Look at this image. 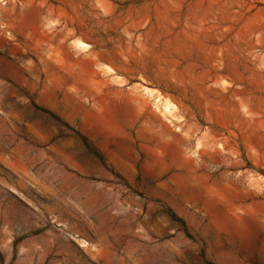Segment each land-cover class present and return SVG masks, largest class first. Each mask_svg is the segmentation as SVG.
Here are the masks:
<instances>
[{
    "label": "rangeland",
    "instance_id": "1",
    "mask_svg": "<svg viewBox=\"0 0 264 264\" xmlns=\"http://www.w3.org/2000/svg\"><path fill=\"white\" fill-rule=\"evenodd\" d=\"M0 264H264V0H0Z\"/></svg>",
    "mask_w": 264,
    "mask_h": 264
},
{
    "label": "bare ground",
    "instance_id": "2",
    "mask_svg": "<svg viewBox=\"0 0 264 264\" xmlns=\"http://www.w3.org/2000/svg\"><path fill=\"white\" fill-rule=\"evenodd\" d=\"M77 45L80 47L86 46V44H84L83 42H78ZM155 102L159 103L161 112L163 114L171 113V107L170 106H173V105L170 102H167V100L165 98L160 97V96H156ZM159 126H160V133L164 138L167 139L168 146L169 145L173 146V143H175V142L177 144L182 143L181 140L179 138H177L173 133H171L168 129L164 128L160 124H159ZM6 165L16 173H20L23 175L25 172L24 169L20 165H18L17 163L6 162Z\"/></svg>",
    "mask_w": 264,
    "mask_h": 264
}]
</instances>
